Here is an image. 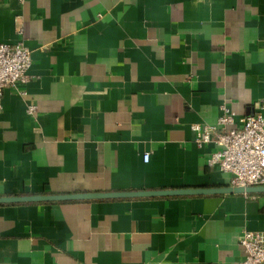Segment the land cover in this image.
I'll list each match as a JSON object with an SVG mask.
<instances>
[{
	"label": "crops",
	"instance_id": "0c3cea01",
	"mask_svg": "<svg viewBox=\"0 0 264 264\" xmlns=\"http://www.w3.org/2000/svg\"><path fill=\"white\" fill-rule=\"evenodd\" d=\"M20 42L0 197L233 188L192 126L264 115V0H0ZM245 230L264 239V192L6 204L0 264H239Z\"/></svg>",
	"mask_w": 264,
	"mask_h": 264
},
{
	"label": "built area",
	"instance_id": "2783aa9c",
	"mask_svg": "<svg viewBox=\"0 0 264 264\" xmlns=\"http://www.w3.org/2000/svg\"><path fill=\"white\" fill-rule=\"evenodd\" d=\"M32 64V54L23 43H0V114L4 90L27 84ZM35 111L34 105L28 106L30 115ZM236 118L228 104L223 103L216 125L192 126L195 144L199 148L208 144L218 148L209 156L207 164L229 174L231 187L264 186V115L245 116L240 119V125ZM149 158L146 154L144 161L149 162ZM240 244L245 257L239 264H264V239L260 233L245 230Z\"/></svg>",
	"mask_w": 264,
	"mask_h": 264
},
{
	"label": "water",
	"instance_id": "95a60500",
	"mask_svg": "<svg viewBox=\"0 0 264 264\" xmlns=\"http://www.w3.org/2000/svg\"><path fill=\"white\" fill-rule=\"evenodd\" d=\"M264 192V187L248 188H223V189H181V190H160L140 192H119V193H94L66 196H15L0 197V205L35 203V202H61L70 200H92V199H119V198H141V197H169V196H194L211 194H248Z\"/></svg>",
	"mask_w": 264,
	"mask_h": 264
}]
</instances>
